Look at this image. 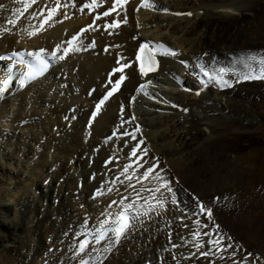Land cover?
<instances>
[{
  "label": "bare ground",
  "instance_id": "bare-ground-1",
  "mask_svg": "<svg viewBox=\"0 0 264 264\" xmlns=\"http://www.w3.org/2000/svg\"><path fill=\"white\" fill-rule=\"evenodd\" d=\"M27 1L30 0H8L7 9H10L6 12L10 21L13 20L12 11L19 10ZM138 1L102 0L97 7H85L92 4L91 0H59L58 7L57 0H34L30 12L22 20L26 21V28L21 32L20 27V31L10 32L11 35L1 39L0 56L23 49L30 58L42 50L50 60L51 67L41 79L21 88L15 78L7 90L0 88V132L6 131L9 125L12 130H19L22 127L18 121H29L31 126L21 133L25 138L30 136L35 147L24 146V151H14L15 157L25 156L30 161L42 137L48 141L46 150L52 149L55 153L50 155L52 160L48 163L47 154L43 156L44 149L41 160L31 170L33 179L29 180V185L38 187L39 180L42 182L53 174L58 178L53 181L52 188L48 187L53 197L43 213L40 209L44 194L39 201H34L28 189L29 194L21 193L24 199L13 205V208L24 206L25 214L15 211L12 218L0 217V226L7 232L0 234V239L10 242L0 252V264H25L24 259L31 250L34 255L26 264H41L42 252L52 244L46 243L47 239L53 242L66 237L65 250L73 239L79 240L75 233L82 232L78 230L85 217L95 226L99 213L106 217L113 209L108 207V202H119L117 199L123 195L127 198L125 204L139 201L136 206L144 208L147 205L151 211L155 208L159 212L127 244L132 252L125 253L112 264H126V260L132 264H141V261L142 264H264V79L237 81L230 75L225 77L231 83L228 87L202 76V71L221 68L240 72L246 57L251 65L249 70L259 73L264 68V0H150L151 9L135 12L133 4ZM53 8L57 11L49 19ZM112 9L116 14L103 15ZM134 12L136 18L142 20L138 26L143 30L132 27ZM150 29H157L159 34ZM162 31L167 35L163 36ZM148 32L151 34L147 35ZM75 34L76 40L70 44L69 39ZM155 36H160L159 40L169 50L173 45L182 48L184 54L178 59L185 61L187 67L181 68L175 57L160 52L155 47ZM144 41L155 48L160 62L158 73L146 81L137 75L133 64L135 50ZM53 53L65 56L57 63L61 68L59 77V71L52 65L50 56ZM8 66L9 62L0 60V87ZM115 68L123 70L113 74ZM166 73L177 75L175 85L188 90L166 91L165 87H158V84L174 86V80L170 79L172 84L160 81ZM120 75L125 79L118 92L101 103V96L104 97ZM151 81L155 86L149 88ZM139 84L144 87L137 92ZM34 87H38L36 93ZM12 92H19L18 99L9 97ZM61 92L71 97H60ZM141 93L151 99H158L161 94L171 97L168 106L163 108L151 99L140 98ZM131 97H134L132 105L129 104ZM7 103H14L10 106L14 111H10ZM171 103L175 107L172 108ZM150 109L170 112L169 126L161 133L146 130L161 116L158 110L150 112ZM131 114L135 115L134 121L130 119ZM75 115L76 121L71 119ZM36 120L42 122L36 124ZM3 122L7 125H2ZM136 122L140 124V132L136 131ZM68 123H72L70 132L66 129ZM57 133L60 137H56ZM59 140L64 143L60 144ZM141 140L144 143L140 144ZM167 140L169 142L165 143ZM38 147L45 148L44 145ZM133 148H136V155H131ZM116 157L120 161L114 164ZM109 158L113 162L104 166ZM163 163L170 165V169H165ZM109 167L112 173L105 175ZM149 168L153 169L152 173L142 179ZM125 175L132 176L131 181L125 179ZM80 177L83 179L81 189L78 187ZM174 177L179 180L175 182ZM59 178L63 179L60 187L57 186ZM129 183L134 187H129ZM165 183L172 189L171 193L160 187ZM128 187L133 193L127 191ZM109 188L110 193L107 192ZM158 188L159 191H155ZM186 192H192L193 197ZM228 192L236 194L233 206L239 207L238 212H231L229 219L211 202L200 203L205 210L199 205L197 211L195 196L207 202L217 196L230 205ZM54 198L60 200L57 207L52 203ZM177 202L180 207L176 206ZM206 210H211L209 218ZM40 214L45 215L42 221ZM18 220H22L19 226ZM213 222L224 223V229L229 226L233 233L238 231L241 242L234 243L233 236L229 240L225 238L224 230L219 231ZM35 223L33 229L31 226ZM243 227L250 231L245 232ZM173 245L177 248L172 249ZM23 249H26L25 254L20 252ZM192 253H201L203 258L196 262ZM190 255L193 257L189 258Z\"/></svg>",
  "mask_w": 264,
  "mask_h": 264
},
{
  "label": "rangeland",
  "instance_id": "rangeland-1",
  "mask_svg": "<svg viewBox=\"0 0 264 264\" xmlns=\"http://www.w3.org/2000/svg\"><path fill=\"white\" fill-rule=\"evenodd\" d=\"M19 1V0H18ZM99 1H102V0H99ZM98 0H96V2H95V4H93V0H91V2H92V6L93 7H97L99 4H98V2H99ZM33 2H34V0L33 1H27V2H25V3H22L21 5V7H19V10L17 9V10H14V11H12V13L11 14H13L11 17H12V21H14L15 20V18H17V17H19L18 19H17V21H16V24L15 23H13V24H15L14 25V27H12V21H10V16H8L7 15V12L9 11V9L10 8H8L7 9V7H8V0H0V8H1V10L2 11H0V17L2 18H0V27L2 28V29H0V34L2 35H0V41H1V39H4V37H7L8 35H11V33L13 34L14 33V31H20L21 30V28L20 27H22V30H21V32L26 28L25 26L27 25L26 24V21H25V23L24 22H22V20H24V18L26 17V15L30 12V10H31V8H32V6H33ZM28 3V4H27ZM30 3V4H29ZM26 5V6H24V5ZM115 4H118V5H121V3L120 2H116ZM29 7H28V6ZM102 5V2H100V6ZM136 4H133V6H135ZM23 7H25V8H23ZM24 9H25V11H24ZM8 10V11H7ZM21 10V11H20ZM113 10V9H112ZM115 10V9H114ZM116 10H117V8H116ZM116 10L115 11H113V12H111L110 13V11H108L109 12V15H113V14H116V13H114V12H116ZM7 11V12H6ZM28 11V12H27ZM199 12V11H198ZM113 13V14H112ZM16 14V15H15ZM10 15V14H9ZM15 15V16H14ZM24 15V16H23ZM7 17V18H6ZM10 19H9V18ZM21 17H23V18H21ZM137 18H136V13L134 12L133 13V16H132V19H131V22H132V27H134V28H136V30H138V29H140L139 28V26H138V24H140V23H142L141 21L142 20H136ZM6 20H8V22L6 21ZM21 20V21H20ZM28 20V22H29V19H27ZM4 21V22H3ZM18 21H19V23H18ZM138 22V23H137ZM5 24H7V25H5ZM5 27H4V26ZM17 25H18V28H16L17 27ZM136 25V26H135ZM11 26V27H10ZM24 27V28H23ZM113 27V26H112ZM141 27V26H140ZM5 28V30H3ZM7 28V29H6ZM20 28V29H19ZM8 29H9V31H8ZM15 29V30H14ZM18 29V30H17ZM90 29H92V27H90ZM140 30H143V27H141V29ZM153 31H151V29H150V31L151 32H153V33H158L157 32V29H152ZM3 31V32H2ZM8 31V32H7ZM155 31V32H154ZM11 32V33H10ZM151 32H148L149 34H147V35H150L151 34ZM2 33H4V36H3V34ZM9 33V34H8ZM162 35L163 36H166L167 34L165 33V32H163L162 31ZM156 34H154V35H156ZM159 34V33H158ZM76 35L77 34H75L74 36H71L70 37V39H69V41H71V43H73L74 41H73V39L76 37ZM153 35V34H152ZM162 35H160L161 37H162ZM27 36V35H26ZM160 36H155L154 38H155V40H154V43L156 44V45H159V44H162V42L159 40V39H161V38H159ZM80 37V36H79ZM153 37V36H152ZM158 38V39H157ZM175 46V47H174ZM71 47V46H70ZM70 47L68 48V49H66L68 52H69V50H70ZM171 47V51L172 52H175L176 54L175 55H171V56H173V57H175L176 58V61L180 64H177V65H179L181 68H185V67H183L182 66V63H186L185 61H180L178 58L179 57H181V53L182 54H184V50L182 49V48H179V47H177L176 45H173V46H170ZM87 48H83V50L85 51ZM155 49V48H154ZM160 52H161V50L162 51H164L163 49H159V48H157ZM59 55V56H58ZM61 56H63L64 58H65V56L64 55H62V54H60V53H57V54H55V53H53V54H51V58L53 59V61H54V69H56V71H59V73H58V77L61 75V68L59 67H57V63H60V57ZM64 58L63 59H61V60H64ZM58 60H59V62H58ZM56 65V66H55ZM186 65H187V63H186ZM58 68V69H57ZM179 73L180 74H183L181 71H179ZM176 76V77H175ZM179 76V75H178ZM179 78V77H178ZM54 79H55V76L54 77H52L51 79H50V81L51 82H54ZM160 79V81H166V82H170V79H171V82L173 83V85L174 86H171V85H163V84H158L157 86L159 87V86H161V87H165V90L166 91H170V90H173L174 89V91H175V89L177 90H182V91H185V88H183V87H181L179 84H177V86L175 85L176 83V81H177V75H174V74H164V75H162V77H160L159 78ZM176 80V81H175ZM48 82V84H46L47 86L51 83V82ZM170 82V83H171ZM171 83V84H172ZM178 83V82H177ZM157 84V83H156ZM149 85V84H148ZM64 86V85H63ZM67 86V83H66V85H65V87ZM37 88V89H36ZM38 91V87H34V92L36 93L37 91ZM25 90V89H24ZM223 90H225V88L223 89ZM16 91V90H15ZM75 92V91H74ZM13 93V94H12ZM11 93V95L9 96V97H11L12 99H13V97L15 98V99H18V96H17V94L19 93H16V92H12ZM51 93V92H50ZM49 93V94H50ZM152 93H155V91H152ZM16 94V95H15ZM74 94V93H73ZM90 94H91V92H90ZM140 95H144V93H141ZM59 96L60 97H62V96H66L67 98H70L71 96L68 94V95H66V93H64V92H61L60 94H59ZM159 97H158V99H151V96H147V97H145V98H143V100L144 99H151L153 102H155V103H157V104H159L161 107L163 106V108H164V106H168V102L170 101L169 99H170V95H158ZM6 98H8V96H5ZM5 97H4V99H5ZM140 98H141V96H139ZM168 97V98H167ZM162 98V99H161ZM165 98V99H164ZM159 100V101H158ZM10 103H7V107H9V109H10V106L12 105V104H14V103H11L10 105H9ZM48 103H46L45 104V106L47 105ZM170 106L173 108L174 107V104L173 103H171L170 104ZM46 107H49V106H46ZM146 109H147V107H145ZM72 110V112H74V110H75V108H71ZM158 110V111H157ZM157 110H155V109H150V112L152 111H157V112H159V113H161V114H159V115H161V116H159L157 119H155L154 120V123L151 125V128L150 129H148V128H146V130L148 131V132H150V131H152L153 130V132H157V133H161L160 131H162V130H165L166 128H168V126H169V113L170 112H167L166 111V109H164L165 111H163V109H160V111H159V109H157ZM194 110H195V108H194ZM10 111H14V108H11L10 109ZM179 112H180V108H179ZM187 111H185V113H186ZM167 113V114H166ZM166 116V117H165ZM152 117L154 118L155 117V115H152ZM75 118H77V115H75V116H72L71 117V119L72 120H74V121H76V119ZM134 118H135V115H133V114H131V121H134ZM162 118V119H161ZM165 118V119H164ZM161 119V120H160ZM167 119H168V121H167ZM163 120V121H162ZM42 121L41 120H36L35 121V123L36 124H40ZM155 122H156V124H155ZM160 123H162V125L160 124ZM136 124H138V122H136L135 123V125ZM2 125H7V124H4V122L2 123ZM18 125L20 126V127H22V128H20L19 130L18 129H16V130H12L11 129V126L9 125L8 127H6V131H4L3 133L2 132H0L1 134H0V190L3 188V190H1L0 191V217H4V218H12V216H13V214H14V212L16 211L17 213H24L25 214V207L24 206H21V207H16V208H13V207H15V206H13L15 203L14 202H21L23 199H24V197H23V195H21V193H27V194H29V192H28V189L29 190H31V193H32V195H33V197H34V201H39L40 200V198H41V196L40 195H43L44 194V202H43V207H42V209H40V210H42V213H43V210L46 208V207H48L49 205H50V203H51V201H50V199H51V197H53V195L51 194V192L48 190V187L50 186L51 188L53 187V184H54V182H55V180H57V175L55 174V176H54V174L52 175V176H50V177H52L53 179H51L50 177H49V179L48 178H45L42 182H40V180H39V184H38V187H31V185H29V180H32L33 179V177H32V175H31V173H32V171L31 170H33V169H35L36 168V165L38 164V161L39 160H41V158H42V156H41V154L44 152V149H45V154L43 155V156H45L46 154V156H47V158H46V161L49 163L51 160H52V158H50V155H55V153H52V152H54L52 149H50V151H48V150H46V142H48L47 141V139H45L44 137H42L40 140H38V145L36 146V148H37V153H35L34 155H33V157L31 158V160L30 161H28V159L25 157V156H20L19 154V157L18 156H16L15 157V153H14V151L16 152L17 150H19L20 149V151H24V146L26 147L27 145H29L30 147H35V143L33 144V143H31L32 141H30V136H28L27 138H25L24 137V133L26 132V130H25V127L27 128V127H30L31 126V124L29 123V121H23V122H21V121H18ZM154 125V126H153ZM1 126V125H0ZM153 126V127H152ZM157 126V127H156ZM71 127H72V123H68L67 125H66V129H67V131L68 132H70L72 129H71ZM135 128H137V126H135ZM22 129V130H21ZM24 129V130H23ZM139 129H140V124H139ZM152 129V130H151ZM9 132V133H8ZM21 132H24V133H21ZM5 133V134H4ZM23 136V137H22ZM21 137V138H20ZM56 137H60V135H59V133H57V135H56ZM23 141V142H22ZM147 141V140H146ZM167 142H169L168 140L165 142V143H167ZM30 143V144H29ZM59 143L60 144H63L64 142H62V140H59ZM66 143V142H65ZM14 144H15V146H14ZM231 144H233V143H231ZM42 146V145H44L45 146V148H43V147H38V146ZM234 145V144H233ZM2 150V151H1ZM52 150V151H51ZM151 150V152H152V149H150ZM150 152V153H151ZM45 156V157H46ZM109 161H107V162H105L106 163V165H104V166H108V165H110L113 161V163L114 164H116V163H119V157H116V158H114V160L112 161L111 160V158H109L108 159ZM91 163H93L92 161H90V165H91ZM104 163V164H105ZM163 165H164V167H165V169H170V165H168V164H164L163 163ZM5 167V168H4ZM112 167H109L108 169H107V171H106V174L105 175H107V174H109V173H112L111 171H112V169H111ZM111 169V170H110ZM2 170V171H1ZM15 172H14V171ZM53 170V169H52ZM118 176H119V174H118ZM129 177H132V176H130L129 175ZM32 178V179H31ZM126 179V178H125ZM49 180V181H48ZM51 180V181H50ZM174 180H175V182L176 181H178L179 180V178H177V177H174ZM54 181V182H53ZM49 182V183H48ZM80 182V183H79ZM62 183H63V179L62 178H59L58 179V181H57V186H59L60 187V185H62ZM29 186V187H28ZM31 187V188H30ZM47 187V188H46ZM78 187H79V189H81L82 187H83V179H82V177H80V179L78 180ZM26 189V190H25ZM139 189H142V188H139ZM139 189H137V190H139ZM131 189L128 187V190L127 191H130ZM5 191V192H4ZM24 191V192H23ZM63 191V190H62ZM117 191H118V188H117ZM133 191L134 190H131V192L133 193ZM140 191V190H139ZM107 192L108 193H110L111 192V188H109L108 190H107ZM106 192V193H107ZM230 192V191H229ZM229 192H228V194H229ZM34 193H36V194H34ZM107 193V194H108ZM119 193H122V192H119ZM132 193H130V194H132ZM186 194L187 195H191L192 197H193V195H192V192H186ZM234 194V193H233ZM231 195V194H229L230 196H228V197H230L229 198V202L231 203L230 205H227V204H225L223 201V203L220 201V197L219 198H216V197H212L211 199L212 200H210L209 202H207L208 200H204V201H200L199 200V198L197 197V196H195L194 197V202L196 203V205H197V211L199 212V205H201L200 203H212L214 206H217L218 207V209L220 210V211H222V213L225 215V217L227 218V219H229V217H230V214H231V212H233V213H235V211L236 212H238L239 211V207L237 206V207H235V206H233V202H235V199H236V194L235 195ZM12 195V196H11ZM31 195V196H32ZM17 196V197H16ZM126 195L124 196H120L117 200H119V202H116V203H112L113 201H109L108 202V207L110 206V205H112L111 206V208H113V209H111L108 213H111V215H107L106 217L104 216H102L100 213L98 214V216H99V221H103V223H99V221H98V223H96V225L94 226L93 224H92V222L90 221V218H88V217H85V221L83 222V224H82V226L81 227H79V230L78 231H82V232H78V233H75V234H78V236H77V238L79 239V240H75V239H73L72 241H74V242H71V243H69L68 245H67V247L65 248V250H64V245H65V243H66V241H67V238L66 237H62V240L60 239L59 241H53L52 242V240H51V238L50 239H47V241H46V243H52L51 244V246H49V248L47 249V250H45V251H43L42 252V254H41V257H42V259H43V261H42V263L41 264H80V261H81V259H85V260H87L88 258H89V256H91L92 257V261H93V264H112L113 262H115V261H117L118 259L120 260L121 259V257H123V255L126 253V254H130L132 251H131V248L130 247H128L127 246V244L130 242V240H134V238H133V236L134 235H136L137 233H139V232H141V230H143V227H144V224L145 223H148V222H150L151 220H153L154 218H156L157 217V214H158V212H156V209L155 208H153L152 209V211L150 210V209H148V206L146 205V207L144 206V208H142V207H140V206H136V203L138 204L139 203V201L138 202H135V201H130L128 204L126 203H124V201H126ZM157 198V197H156ZM217 200H216V199ZM235 198V199H234ZM129 199V198H128ZM116 200V201H117ZM25 202H26V200H24ZM23 201V202H24ZM232 201V202H231ZM134 202H135V204H134ZM229 202H228V204H229ZM27 203V202H26ZM52 203H54V206H58V204L60 203V200H59V198H54V200H52ZM122 203H123V205L125 206V207H127L130 203L131 204H134L135 206H136V209L134 210V208L132 209V211L131 212H135V211H137V210H139V211H141V212H143V213H146V214H144V215H140V216H137L136 218H134L132 221H131V228H130V226L127 228V231L126 232H128V233H126L125 232V234L122 236V237H118V238H116V239H114V237H115V230L113 229V226H114V223H113V221H111V220H113L114 218H115V215H116V219L118 218V216H119V211H120V208L121 207H116V208H114L113 206L114 205H122ZM179 202H177L176 203V206L177 207H180V203L178 204ZM210 203V204H211ZM140 204V203H139ZM46 205V206H45ZM232 205V206H231ZM83 207V205H81L80 206V208H82ZM232 207V208H231ZM18 208V209H17ZM119 209V210H118ZM214 209V208H213ZM19 210H20V212H19ZM34 210V209H33ZM23 211V212H22ZM113 211L116 213V214H114L113 213ZM155 211V212H154ZM130 212V214H132ZM117 214H118V216H117ZM198 214V213H197ZM199 215V214H198ZM40 216H42V214H40ZM39 216V217H40ZM112 216V217H111ZM200 216V215H199ZM44 217H45V215H43L42 216V218H40V220L42 221L43 219H44ZM103 217V218H102ZM102 218V219H101ZM88 219V220H87ZM109 220V221H108ZM135 220V221H134ZM20 220H18L17 221V225L19 226V225H21L22 224V220L19 222ZM134 221V223H132ZM145 221V222H144ZM107 222V223H106ZM108 222H110V223H108ZM215 225H216V227H217V229H219V231H222V230H224L223 232H224V234H225V238H227L228 240H229V238L230 239H232V236L235 238H233L232 239V241L235 243V242H241L240 240H239V238L241 239V236L239 235V232L238 231H236V232H232L233 231V229H232V231H231V229L229 230V226H228V228H227V230H225L224 228V223H217V222H213ZM112 224V225H111ZM133 224H134V226H133ZM206 226V225H205ZM33 229L36 227V223L35 224H32V226H31ZM83 227L85 228V229H83ZM102 227L104 228V229H106V234L103 236V239H100V241L99 240H96V239H94V237L95 236H97V235H100V232L102 231V230H104V229H102ZM91 228V229H90ZM95 228V229H94ZM100 228H101V230H100ZM133 228V229H132ZM246 228V227H245ZM244 227L242 228L243 230H245V232L247 231H250V230H248V229H245ZM89 229V230H88ZM132 229V230H131ZM242 229H241V231H242ZM86 230H88V231H86ZM96 230V231H95ZM4 231V229L3 228H1V226H0V234H3V235H6L7 234V232H3ZM16 231H17V229H16ZM86 231V232H85ZM99 231V232H98ZM231 231V232H230ZM67 232H70V229L67 231ZM113 232V233H112ZM80 233H81V235H80ZM229 233H230V235H229ZM237 233V234H236ZM97 234V235H96ZM232 234H234V235H232ZM245 234V233H244ZM79 235H80V237H79ZM84 235V236H83ZM90 236V242H89V246L87 247V249H86V254H81V255H76V254H74L75 253V249L76 248H78V241H80V239L82 240L84 237H86V236ZM63 236V235H62ZM73 236V235H72ZM171 236V235H170ZM75 237H76V235H75ZM110 237V238H109ZM63 238L65 239V240H63ZM73 238V237H72ZM108 239V240H107ZM1 240V239H0ZM94 240V241H93ZM106 240V241H105ZM117 240H118V242H117ZM235 240V241H234ZM61 241V242H60ZM220 241V239L218 240V242ZM133 242V241H132ZM230 242V241H229ZM6 243H7V245L8 244H10V242L8 241V240H1L0 241V252L2 251V249L5 247V246H7L6 245ZM170 243H172V240L170 241ZM62 244V245H61ZM55 247H54V246ZM59 245V246H58ZM152 245V244H151ZM3 246V247H2ZM61 246V248L60 249H58L59 247ZM2 247V248H1ZM238 247H244V246H238ZM177 248V245H173L172 246V249H176ZM61 250V251H60ZM25 251V252H24ZM55 251V252H54ZM58 251V252H57ZM20 252H22V254H25L26 253V249H23V251H20ZM64 252V253H63ZM30 253L31 254H28L27 256H26V259H24V263L26 264V263H29V262H31V259H32V257H33V251L31 250L30 251ZM59 253H60V255H59ZM64 255H63V254ZM14 254V253H13ZM51 254V255H50ZM193 255H194V261H198L200 258H203L202 257V254L200 253V254H195V253H192ZM193 255H190L189 256V258H191V257H193ZM63 256V257H62ZM198 256V257H197ZM61 257V258H60ZM60 258V259H59ZM66 258V259H65ZM197 260H196V259ZM52 259V260H51ZM47 260V261H46ZM50 260V261H49ZM56 260V261H55ZM61 260V261H60ZM118 260V261H119ZM45 261V262H44ZM113 261V262H112ZM126 264H132L133 262L132 261H127L126 260V262H125ZM4 264V263H3ZM14 264V263H13ZM141 264H142V261H141ZM146 264H152V262H147ZM190 264H196V263H190Z\"/></svg>",
  "mask_w": 264,
  "mask_h": 264
},
{
  "label": "snow or ice",
  "instance_id": "snow-or-ice-1",
  "mask_svg": "<svg viewBox=\"0 0 264 264\" xmlns=\"http://www.w3.org/2000/svg\"><path fill=\"white\" fill-rule=\"evenodd\" d=\"M96 0H93V4H95ZM57 4L59 7V0H57ZM92 5H85V7H90ZM57 11V8H53L48 15V18L50 19L51 16ZM104 16H108L109 12L105 11L103 13ZM190 15V14H188ZM69 43L71 44V41H69ZM146 45L145 44H141L140 45V50L137 52V60L140 61V73L141 75L146 74V71H151L153 70V66H154V59H153V55L154 53H148L146 51ZM156 48L159 49H163L164 52L163 54H171V55H175V52H172L171 50L167 49V47L163 44H159V45H155ZM145 56L147 57V62L145 64ZM64 57L61 56L60 59H63ZM248 59L249 58H245L244 62L241 66V71L240 72H230L229 69L226 68H221L219 70H212L211 72L209 71H202V76L206 77L207 80L211 81V80H215V82L220 85V86H231V83H229V80L225 79L226 76H235L237 81H241V80H251V79H264V68H261V71L259 73H256L254 70H249L251 69V65L248 63ZM262 63H264V61H262ZM187 67V65H185ZM125 67H127V65H125ZM203 69V66H200ZM123 69L122 68H115L113 69V74L115 73H120ZM112 75V74H110ZM125 79V76L120 75L118 79L114 80V83H112L110 81V83H112V86L110 88V90H108L106 92V94L104 95L101 103L103 102V100H107L108 97L112 96L113 93H115L116 91L119 90V87L122 83V81ZM201 83H205L204 80H201ZM188 89H185V91H187ZM199 94V93H197ZM100 107V104L97 105V108ZM175 107V105H174ZM184 111H187L186 109H184ZM139 130V128H137V131ZM127 135V133H125ZM133 139H135V136L132 137ZM143 141H140V144H142ZM136 147H139V144L136 145ZM131 155H136V148H133ZM153 169L149 168L147 169L144 173H143V177L142 179H147L148 176L152 173ZM127 173V169H125V174ZM125 178L128 179L129 181H131L132 177H129L127 175H125ZM119 179V178H117ZM158 179H160L158 177ZM138 183L141 182L140 180L137 181ZM129 187H134V185H132L131 183H129L128 185ZM160 187L162 188H167V190L171 193L172 189L170 187H168V185L165 184H161ZM155 191H159L158 189H155ZM139 195V194H137ZM173 195H175L173 193ZM175 202V201H174ZM113 204L116 203L115 201L112 202ZM111 207V205L109 206ZM135 208L134 204H129L127 207H125L123 204L121 205V209L119 211V227L116 229L115 232V237L114 239L118 238V237H122L124 235V233L127 231V228L131 225V221L136 218L137 216L140 215H144L146 213H143L139 210L135 211L132 213V215H129L128 213L132 211V209ZM201 210L204 211L205 209L203 208V206L201 205ZM209 217L211 216V210H207ZM109 215H111V213H109ZM94 239L96 240H100L103 239L102 236L97 235L94 237ZM118 242V240H117ZM89 246V241L88 239H82L79 241L78 243V248L75 249V253L76 255H81V254H86V249ZM80 264H93L92 261V257L89 256V258L87 260L85 259H81Z\"/></svg>",
  "mask_w": 264,
  "mask_h": 264
}]
</instances>
